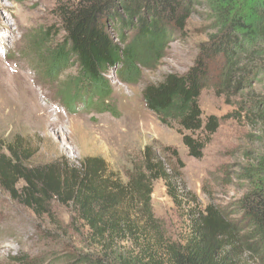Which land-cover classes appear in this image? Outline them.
Returning a JSON list of instances; mask_svg holds the SVG:
<instances>
[{
	"label": "trees",
	"instance_id": "trees-1",
	"mask_svg": "<svg viewBox=\"0 0 264 264\" xmlns=\"http://www.w3.org/2000/svg\"><path fill=\"white\" fill-rule=\"evenodd\" d=\"M206 1L222 25L223 37L216 36L213 42L203 45L187 72L169 73L143 92L145 106L161 123L182 135L189 156L195 159L203 158L205 147L224 119L203 116L200 98L209 82L219 81L223 92H236L253 83L255 71L264 72V0ZM194 3L91 0L59 6L68 35L64 43L49 52L45 67L48 78H57L68 68L72 55L78 64L75 79L81 82L80 86L85 85L78 93L91 89L90 96L94 95L85 107L100 106L101 111H107L101 104L112 94L106 79L109 69L116 67L124 81L138 82L140 66L160 61L175 32L185 29ZM114 28L120 34L127 28L134 29L132 43L125 47L118 44L110 33ZM220 62L222 66L217 68ZM254 117L262 122L263 154L243 172L242 178L251 185L239 202L241 217L232 220L208 206L207 215L201 213L192 218L182 239L167 234L165 222L153 212L154 181L163 179L175 202L180 192L175 184L179 180L177 175L173 172L168 176L155 155L146 157L145 173L124 183L111 178L108 166L98 158L87 159L80 165L63 162L37 166L31 165L29 154L22 151L19 143L8 146L9 155L0 152L2 190L36 217L49 218L59 228L72 232L77 237L74 244L85 247L73 251L62 248L63 251L35 259L23 256L15 258L16 262L250 264L252 259H259L258 264H264V110L260 109ZM2 144L0 141L3 149ZM149 149L146 147L145 152L149 153ZM172 150L179 161L178 152ZM56 207L68 211L67 223L55 214ZM51 235L59 244L64 243L59 234ZM126 244L128 249L123 250Z\"/></svg>",
	"mask_w": 264,
	"mask_h": 264
},
{
	"label": "rangeland",
	"instance_id": "rangeland-1",
	"mask_svg": "<svg viewBox=\"0 0 264 264\" xmlns=\"http://www.w3.org/2000/svg\"><path fill=\"white\" fill-rule=\"evenodd\" d=\"M86 1L91 0H0V141L4 147L0 152L7 156L6 148L19 143L31 165L37 166L80 165L98 158L108 166L111 178L124 183L145 173L146 157L155 155L165 173L174 172L179 179L176 183L170 179V184L180 187L177 202L163 179L152 186L153 212L165 222L167 234L182 239L192 218L207 215L208 206L238 220L240 199L251 185L242 178L243 172L263 154L262 122L254 114L264 110V72L255 71L253 83L236 92H223L219 81L209 82L200 98L203 116L224 119L203 158H192L182 135L145 106L143 92L169 73L187 72L203 45L223 37L222 25L208 2L193 0L185 29L175 32L160 61L140 66L138 82L124 81L116 67L109 69L106 79L112 94L101 104L108 109L103 112L100 106L85 107L94 95L90 96L91 89L78 93L85 85L75 79L78 64L72 55L69 67L57 78L50 80L45 68L50 50L64 43L68 35L59 6ZM133 30L127 28L120 34L114 28L110 33L125 47L136 36ZM221 66V62L216 65ZM148 146L149 153L145 152ZM172 149L178 152L179 161ZM55 214L63 223L70 219L65 208L56 207ZM51 234H59L64 243L59 244ZM76 238L49 218L36 217L0 187V264H24L15 258H40L62 248L85 249L74 244ZM122 249L127 250L128 245Z\"/></svg>",
	"mask_w": 264,
	"mask_h": 264
},
{
	"label": "bare ground",
	"instance_id": "bare-ground-1",
	"mask_svg": "<svg viewBox=\"0 0 264 264\" xmlns=\"http://www.w3.org/2000/svg\"><path fill=\"white\" fill-rule=\"evenodd\" d=\"M21 79V78H20ZM21 83V82H20ZM32 105H33V103H32ZM34 106H37V104L36 103H34Z\"/></svg>",
	"mask_w": 264,
	"mask_h": 264
}]
</instances>
